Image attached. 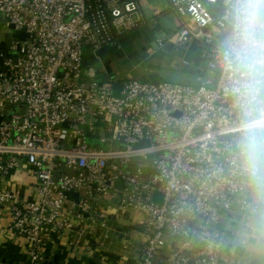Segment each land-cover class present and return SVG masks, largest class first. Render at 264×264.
Here are the masks:
<instances>
[{"label": "built area", "instance_id": "2783aa9c", "mask_svg": "<svg viewBox=\"0 0 264 264\" xmlns=\"http://www.w3.org/2000/svg\"><path fill=\"white\" fill-rule=\"evenodd\" d=\"M168 1L172 43L203 44L215 80L96 78L85 51L145 26L143 0H0V210L28 256L0 264H44L49 243L68 236L104 248L131 215L140 264H221L214 231L262 210L264 181L241 167L242 115L221 69L225 2ZM20 168L33 179L28 197L9 189Z\"/></svg>", "mask_w": 264, "mask_h": 264}, {"label": "crops", "instance_id": "0c3cea01", "mask_svg": "<svg viewBox=\"0 0 264 264\" xmlns=\"http://www.w3.org/2000/svg\"><path fill=\"white\" fill-rule=\"evenodd\" d=\"M168 3V0H143L142 7L147 14L145 26L125 36L117 46L102 47L96 52L85 51L84 63L95 67L99 81L124 77H138L146 81L159 77L158 81H166L165 77H177L197 85L216 79L218 71L209 72L203 44L194 42L179 47L172 43L178 19L166 10ZM154 9L164 12L153 18ZM161 34L171 36L162 40L158 38ZM153 43L157 44L156 48ZM139 46L144 47L142 57L136 54ZM134 55L139 64L130 66L129 61ZM148 58L160 62L158 71L145 68L144 59ZM168 67L170 70H167ZM32 183L30 173L20 168L11 177L9 189L28 197ZM139 222V215H131L120 223H114L117 231L110 234L111 239H101L104 248H99L95 239L87 236L53 239L44 251V264H140L142 235ZM226 222V226L214 231L224 243L221 264H264V206L258 214L235 212L226 217ZM8 227V217L0 210V263L27 261L25 246L8 231ZM167 243L168 247H177L175 241L168 240Z\"/></svg>", "mask_w": 264, "mask_h": 264}, {"label": "clouds", "instance_id": "9594fccd", "mask_svg": "<svg viewBox=\"0 0 264 264\" xmlns=\"http://www.w3.org/2000/svg\"><path fill=\"white\" fill-rule=\"evenodd\" d=\"M227 27L220 43L227 92L242 115L241 167L264 181V0H224Z\"/></svg>", "mask_w": 264, "mask_h": 264}, {"label": "rangeland", "instance_id": "374dc122", "mask_svg": "<svg viewBox=\"0 0 264 264\" xmlns=\"http://www.w3.org/2000/svg\"><path fill=\"white\" fill-rule=\"evenodd\" d=\"M143 49H144V47L143 46H139L138 48H137V52H136V54L138 55V56H141L142 57V55H143ZM137 57L134 55V56H131V59H130V61H129V63H130V66H135V65H138L139 64V61L136 59ZM144 61H146L145 63H143V65L145 66V68H148V70H159V66H161L160 65V62H156L155 61V59H152V58H148L147 60H145L144 59ZM129 68V67H128ZM171 68V67H170ZM167 70H170L169 69V67H168V69ZM163 72V71H162ZM125 78V77H124ZM133 78H137V79H139L138 77H133ZM166 79H168V80H166V81H168V82H174V83H184V84H188L187 83V79H185V80H183V81H181L180 80V78H177V77H165ZM153 80H152V82H156V81H158V80H160L159 79V77H154V78H152ZM143 80V79H142ZM180 81V82H179ZM160 82H162V81H160ZM193 85H195V84H193Z\"/></svg>", "mask_w": 264, "mask_h": 264}, {"label": "water", "instance_id": "95a60500", "mask_svg": "<svg viewBox=\"0 0 264 264\" xmlns=\"http://www.w3.org/2000/svg\"><path fill=\"white\" fill-rule=\"evenodd\" d=\"M169 36H171V35H168V37H166L165 35L161 34L160 37H158V38L159 39L161 38L162 40H166V39L169 38ZM152 46L154 48H156L157 47V44L156 43H153ZM118 186H121V183H118ZM154 198H155V200H158L160 198V195L158 193H156Z\"/></svg>", "mask_w": 264, "mask_h": 264}, {"label": "trees", "instance_id": "16d2710c", "mask_svg": "<svg viewBox=\"0 0 264 264\" xmlns=\"http://www.w3.org/2000/svg\"><path fill=\"white\" fill-rule=\"evenodd\" d=\"M158 82H160V81H158Z\"/></svg>", "mask_w": 264, "mask_h": 264}]
</instances>
